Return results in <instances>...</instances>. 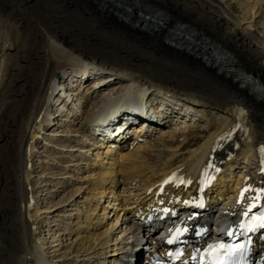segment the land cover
I'll return each instance as SVG.
<instances>
[{
  "label": "bare ground",
  "instance_id": "obj_1",
  "mask_svg": "<svg viewBox=\"0 0 264 264\" xmlns=\"http://www.w3.org/2000/svg\"><path fill=\"white\" fill-rule=\"evenodd\" d=\"M143 1L157 6L150 0ZM192 1L202 3L207 9L206 15L197 20L199 27L247 62L238 59L214 38L226 50L222 56L229 53L225 63L235 61L246 65L263 79L256 81L242 75L235 80L234 70L220 71L221 67L225 68L223 57L220 67L208 65L202 58L175 50L163 37L162 29L146 32L132 27L95 5L94 0H0V48L3 50L0 57V264H6L3 260L8 256L13 257L10 264H56L51 257L60 256L59 244H55L57 240L49 241L54 234L43 239L36 232L43 215L64 212L69 203L74 202L76 209L72 208L71 212L78 211L74 219L82 224L81 227L74 224L79 231L74 242L68 245L70 251L77 244L80 246L76 258L87 264L94 261L96 264H106V261L107 264H145L144 256L148 252L141 245L145 241L149 244L151 240L146 234L150 232L141 224V215L137 217V213L143 212L146 219V212L155 207L159 211L179 209L189 197L198 200V193L208 180L212 184L202 194L213 199L207 214L211 221L220 214L216 203L224 202L227 206L245 188L248 191L243 200L251 191H261L264 195V38L255 29L261 7L254 16L239 21L224 5L225 0ZM249 1H256V5L264 3V0ZM160 8L180 18L165 6ZM176 12L193 16L187 7ZM213 12L217 15L214 18L210 17ZM127 48L136 50L135 59L125 57ZM169 68L181 76L180 81L167 73ZM91 78H96L89 84L91 89H82ZM181 78L196 83L183 85ZM123 79L124 85L119 90L114 88ZM197 80L206 82L210 90L205 92ZM106 91L111 93L99 97V93ZM220 93L225 94L223 98ZM146 95H156L164 98L167 106L176 104L184 109L175 106L165 112V118L159 113L161 109L155 115L144 113L133 105L136 100L130 96H141L143 101ZM114 98L122 100L118 111L121 108L126 111L120 117L122 130L113 138L94 132L93 122L106 108V102ZM206 106L217 110L220 119L225 120L203 146L190 154L183 166L170 168V162L183 155L189 140L186 137L177 147L160 148L159 145L174 141L183 131L167 130L170 117L173 115L179 126L194 128L195 120L192 124L186 122L189 114L198 116L199 109ZM136 116L146 120L148 127L145 123L137 125V135L129 141V130L125 127L136 124ZM212 126L211 123L203 132L207 134ZM47 128L55 129L53 134L48 132L51 142L57 137L65 139L63 145L59 143L52 148L56 160L48 154L43 161L50 164L48 174L60 169V178L52 175L59 186L54 196L59 197L74 185L77 175L93 168L91 176L95 180L91 184L93 188L89 187L92 197L86 199L83 208L77 200L80 195L75 200H72L74 196L71 200L63 196L53 211L43 210L46 199L42 201L43 207L31 201L34 158L41 153L37 147ZM61 129L66 132L62 133L65 130ZM60 159L66 160V164ZM89 159L94 161V166ZM51 160L54 161L50 163ZM233 164L237 166L231 172ZM48 185L49 181L42 188ZM120 186L126 190L121 195ZM215 186H219L220 192ZM226 187L228 194L220 195V202L215 197L224 193ZM77 190L79 194L82 188ZM128 223H132L131 232L119 237L124 232L122 226L126 225L125 232L128 231ZM107 225L111 226L104 230ZM81 232L84 235L79 236ZM109 247L113 248L109 250Z\"/></svg>",
  "mask_w": 264,
  "mask_h": 264
},
{
  "label": "rangeland",
  "instance_id": "obj_2",
  "mask_svg": "<svg viewBox=\"0 0 264 264\" xmlns=\"http://www.w3.org/2000/svg\"><path fill=\"white\" fill-rule=\"evenodd\" d=\"M150 1H152L154 4H156L157 6H160V7H163L164 8V6H165L167 10H169V11L173 12L174 14H176L177 17L179 16L180 17L179 20L181 19L182 21H185L187 23H189L188 21H190L189 24H191L194 27L199 28L204 33H206L208 36H212L213 39L215 38V40L218 43L221 42L215 36H213L212 33L210 34V33L206 32V31H204L203 29H201L199 27L198 23H197V20H199L202 16H205L206 15V12H207L206 7L204 5H202V3L197 2V1H192V0H150ZM217 1H222V0H217ZM223 2H224V5H226V7L229 8V10L232 13L233 17L236 18L239 21L243 20L246 17L248 18V17L254 16V14L259 9V7H261V10H260L261 11V15L257 18V21L255 23V29H256L257 33L258 34H261V36H263V38H264V3H261V4H257L256 5V3H257L256 1H253V2L251 1L250 2L249 0H225ZM94 4L97 5V3H94ZM185 7L190 8L193 11L192 18H190V17H188V16H186V15H184L182 13L176 12V9L185 8ZM107 12L109 13V11H107ZM216 16L217 15L214 12L210 15V17H212V18H214ZM165 31H166V29L165 30L163 29V37L165 35ZM221 45L224 46L225 48L231 50L232 51V54L236 55L238 59H240L241 61L243 60L245 63H247L246 60L243 57L242 58L239 57L235 53V51L232 50L227 44L222 43ZM125 53H126L125 57H127V58L135 59L137 57L136 50H133L132 48H127V51ZM2 54H3V50H2V48H0V57L2 56ZM197 63L200 66L203 65V64H201L199 62H197ZM244 68H245L246 72L253 74L254 77L263 79V76H261V75L259 77L256 76V74L248 66L244 65ZM159 71L160 70H158V72ZM166 71H167V73L174 80H179L180 81L179 78L181 76L180 75L177 76L176 73H175V71H173L171 68H169L168 70L166 69ZM95 79L96 78H91L90 80H87V82L85 83V85H83L82 89L84 88L87 91L90 90L91 87H92V85H89V84H90V82H92ZM181 80H182V84L183 85H192L193 83H196V81H194L192 79L189 80L187 78H181ZM124 81H126V80H124V79L123 80H120L119 83L114 86V88H117L119 90L120 86H123L124 85V83H123ZM197 82L200 83L205 88V90H204L205 92H207V90H210V87L208 86V84L206 82L200 81V80H197ZM86 90H85V92H87ZM109 93H111V92L110 91L101 92V93H99V97H103L104 94L105 95H109ZM115 93H117V91ZM220 94H221L222 98L225 95L224 93H220ZM151 95H153V94H151ZM56 97H58V95ZM207 98H209V97H207ZM55 100H54V103L56 102ZM213 100H215V99H213ZM199 110H200V115H198V116L197 115H194L193 113H190L189 114L188 117H190V118H188V121H186V122H188L189 124H192V122L195 120V123H193L194 124V128L187 127V129H190L188 131L186 129V125H180L179 126V125H177V123H179V121H177L176 118H175V120H171V118H170V120L168 122L170 125L167 124V127H166L167 130L169 132H175L177 130V128H178V129H181L183 131H182V133H180L181 135H179L174 141H169L168 143H165L164 142L161 145H159L160 148L161 149H165L169 145H170V147L171 146L177 147V146H179V145L182 144L181 142L184 139H187V138L189 139L186 148L183 150V155L184 156L185 155H188V156L186 157L185 160L183 159L184 156L182 155L183 157L180 156V158H178L177 161L170 162V164H169L170 165V168L172 167V168L176 169L177 168L176 165H178V167L183 166L184 163L187 162V160L189 159L188 157L190 156V154H192L194 151H197L198 148H200L201 146H203L205 144V141L210 136H213V134L219 128V126L222 125V121L225 120V118H221L220 119L219 112H217V110H214V108H212V107H207L206 106V107L201 108ZM58 120L59 119H57L56 121H58ZM211 123L213 125L212 126L213 128L207 134H205L203 132V129L210 127ZM137 125H133V126L130 127V129L128 131L129 132V136H128L129 141H130V138L133 139V140L135 139V137L137 135V133L135 131V127H137ZM53 130H55V129L53 128L51 130V128H47L45 130V132L43 131V137L45 139L42 138L41 144H39V146L37 147L38 150L41 151V153H37L36 158H34L35 159L34 160V169H33V173L32 174L34 175V178L35 179H34V182L32 184V187H30L31 188L30 189V191H31V201L33 200V201L39 203V205L43 207L44 205H42L43 204L42 201L44 199H46L47 200V203L45 205L46 207L44 206L43 207L44 208L43 210H45V208H46V209H52L51 211H53L54 210L53 207H55L59 203V201L61 200V198L63 196H65V199H69V200H71L72 197L74 196V198L72 200H75L78 197V195H80L79 198H77V200H78V202H79L78 204H80L79 206L81 208L83 205L86 204V202H85L86 199H91V197H92V193L90 191L91 189L89 187L93 188V185L91 186V184L95 180L91 176V173L93 171V168L91 167V168L87 169V171L85 173H83L81 175H77L76 176L77 179H75L77 181L74 182V185H71L68 190L62 192L59 197L54 196L55 193H56V190L58 189L59 186H57L58 185L57 184L58 181L56 179H52V175L54 173L55 176L58 175L59 178H60L61 175H59V173H58V172H60V169H56L53 173L48 174V172L50 173V171L47 169V167L49 168L50 164H43V161H44V158H46L48 156V154H50L53 157V159L56 160L57 156H56V154H55L56 157L53 155V152H52L53 149L52 148L56 147L59 143L61 145H63L65 139L64 138H61V137H57V139L55 141H52L51 142V140H50L51 136L48 134V132L51 131L52 134H53L54 133ZM61 130L64 131L65 129H61ZM185 131H187L186 132L187 135H185V137H184V135L182 136V134ZM65 132H66V130L64 132H62V133H65ZM59 134H60V132H59ZM157 134H158V131H157ZM114 135H117V134H114ZM155 136H156V133H155ZM155 136H153L152 138L155 139L156 138ZM46 139H48V140H46ZM198 140H199V142H198ZM59 141H61V142H59ZM163 144H168V145L164 146ZM45 146H47V148ZM46 149H47V151H46ZM58 151H60V150H58ZM46 152H48V153H46ZM94 153H96V152H94ZM53 161L54 160H51L50 163H52ZM60 161L61 162H64L63 164H66L65 163L66 160H64V159H60ZM168 161H169V157H168ZM88 162L91 163V166L94 164V161L93 160L90 161V159H89ZM235 166H237V164H233L232 167H231V170H232V168H235ZM243 167H244V165H243ZM61 169H62V167H61ZM231 172H233V170ZM48 181H49V185L46 188H42L46 183H48ZM78 181H80V182L78 183ZM218 187L219 186H215V189H218ZM41 188H42V190H41V192H39ZM80 188H82V190L78 194V190L77 189H80ZM86 188H89V189L86 190ZM123 188H122V186H120V188H119V194L120 195L123 194L122 191H125L126 192L125 189L122 190ZM45 189H46V192L44 191ZM218 192H220V188L218 189ZM218 192H216V193H218ZM46 193H47V195H45ZM82 193L84 195H82ZM128 194H129L128 192L125 193V195H128ZM225 194H228L227 187H226L224 193H222V194H219L218 193L217 194L218 197L216 196L215 198H219V200L221 201V198H220L221 196L220 195H225ZM52 196H54V198ZM69 204L70 205L65 208V211L64 212H61V213L60 212H57V213H52V214L47 213V214L43 215L44 217L42 218V221L39 224V230H37L36 235L38 237L44 239L46 237L48 238L50 236L49 234H54L53 237L49 239V241L52 242V241L57 240V242L55 244L56 245L59 244V247H57V248H58V250L60 249L59 250L60 256L55 257V258L54 257H51V260L53 259V263L55 261L56 264H75V263L76 264H87V263H85L84 260H82V259H80L78 257L77 258L75 257L76 254L78 253V251L80 250L79 249L80 246L78 244L76 245V247L72 251L68 250V248H69L68 245L70 243H73L74 240L77 238L76 236H77L78 231H79L78 229H79V227L82 226V224L79 223L80 221L74 219L75 217H77V212L78 211L77 210H72V212H71V209L73 208L74 202L72 204L71 203H69ZM224 204L225 203H222L220 206H224ZM144 207L146 208V206H144ZM73 209H76V207L74 206ZM85 211H86V209H85ZM110 223L111 224L114 223V219L111 220ZM74 224L75 225H78L79 227L78 226L75 227ZM120 224H121V222H120ZM131 224L128 223V225H127V227H128L127 230L128 231L127 232H125V230H126L125 229L126 228L125 226L126 225L122 226V230L124 232L121 233L122 235L119 234L118 236L119 237L122 236L121 238H123V236L126 237V235L129 232H131V229H130L131 226H129ZM110 226L111 225H107V227H105L104 230L110 228ZM118 226H119V224H118ZM31 227H32V224H31ZM52 229H53V231H51ZM119 230H121V229H119ZM119 230H118V232H119ZM118 232H115V233L118 234ZM62 234H63V236H62ZM82 235H84L82 232L79 233V236H82ZM91 242H93V240ZM114 242L116 243V241H114ZM125 242H127V241H125ZM145 245L146 244L143 242L142 245H141L142 249L145 247ZM112 248L113 247H109L108 249L111 250ZM68 251H70V253H73L74 252V254H71L70 255V253H68ZM110 253H113V252H110ZM68 255H69V257H68ZM48 256L50 257V254ZM12 259H13V257L8 256V257H6L3 260V262L6 263V264H10L12 262ZM108 260L110 261L112 259H108ZM107 263H108V261H106V264ZM118 263H121V262L118 261ZM91 264H96V263L94 261Z\"/></svg>",
  "mask_w": 264,
  "mask_h": 264
},
{
  "label": "snow or ice",
  "instance_id": "obj_3",
  "mask_svg": "<svg viewBox=\"0 0 264 264\" xmlns=\"http://www.w3.org/2000/svg\"><path fill=\"white\" fill-rule=\"evenodd\" d=\"M245 227H249L250 230H254L256 227L264 228V215L256 217L255 222L252 225H245ZM180 231L179 229L177 230ZM183 231H187V229H183ZM244 245H239L238 249H233L229 251L228 255L230 256L232 252L243 249ZM226 249V245L223 243L216 244L210 246L207 255L211 258V264H223L224 257L221 255L222 251Z\"/></svg>",
  "mask_w": 264,
  "mask_h": 264
},
{
  "label": "water",
  "instance_id": "obj_4",
  "mask_svg": "<svg viewBox=\"0 0 264 264\" xmlns=\"http://www.w3.org/2000/svg\"><path fill=\"white\" fill-rule=\"evenodd\" d=\"M170 46H172L175 50L180 51V52L183 51V52H186L187 54H191V55L195 54V51H191L190 48H186L183 45L182 41L178 42L177 44L175 43L173 45H170ZM184 48H186V49H184Z\"/></svg>",
  "mask_w": 264,
  "mask_h": 264
}]
</instances>
